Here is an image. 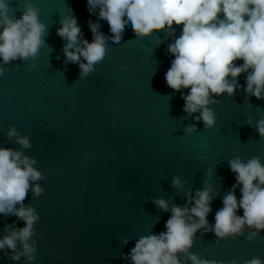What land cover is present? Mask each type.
I'll list each match as a JSON object with an SVG mask.
<instances>
[{
  "label": "water",
  "instance_id": "obj_1",
  "mask_svg": "<svg viewBox=\"0 0 264 264\" xmlns=\"http://www.w3.org/2000/svg\"><path fill=\"white\" fill-rule=\"evenodd\" d=\"M31 3L48 35L34 58L3 66L0 146L19 147L5 135L14 126L28 136L31 147L24 154L35 159L34 167L45 177L38 181L43 194L33 198L28 192L23 201L39 217L33 225L37 251L32 264H126L120 254L126 255L138 237L164 230L170 213L160 211L152 199L169 200L170 207L184 205V191L194 194L201 189L208 170V182L217 195L206 219L214 223L223 196L235 183L228 160L258 157L264 164V139L254 127L264 118V99L245 95L244 74L237 77L241 88L233 96L213 97L219 99L210 106L215 124L205 129L182 111L180 92L165 85L174 58L166 48L174 37L160 30L137 38L129 31L120 48L108 40L104 58L80 79L77 65L63 63L65 41L56 34L65 7L72 9L89 42L87 22L99 23L98 31L111 35L107 22L88 13L86 0ZM9 4V14L19 18L23 0ZM173 27L179 36L182 26ZM183 91L187 94L188 89ZM246 119L253 126L245 124ZM193 123L197 131L185 133ZM173 176L187 181L183 190L171 186ZM235 195L239 200V187ZM14 221L23 227L14 215H0V235L4 225ZM202 231L195 233L189 249L199 258L225 264L232 259L238 264L264 259V230L250 238L245 229L244 236L218 243L213 233L201 235ZM125 237L128 243L121 246ZM0 264H25V259L13 262L0 251Z\"/></svg>",
  "mask_w": 264,
  "mask_h": 264
},
{
  "label": "clouds",
  "instance_id": "obj_2",
  "mask_svg": "<svg viewBox=\"0 0 264 264\" xmlns=\"http://www.w3.org/2000/svg\"><path fill=\"white\" fill-rule=\"evenodd\" d=\"M86 10L106 21L111 35L98 31L100 24L89 20L92 40L84 39L72 9L67 6L56 29L65 41L61 49L63 63L77 65L80 79L94 71V65L104 58L106 41L111 40L120 48L126 32L145 38L164 30L167 36L174 37L166 48V53L174 58L165 73V85L180 92L182 111L187 117L202 122L205 129L212 128L216 117L210 106L219 102L213 97L222 93L231 97L239 91L240 74H244L245 95L264 99V0H86ZM9 13V0H0V75L3 66L10 62L23 63L34 58L48 35L47 26L39 20L31 0H23L19 18ZM174 24L182 26L179 36H175ZM153 37L159 45L160 40ZM237 60L242 63L235 64ZM184 89H188L187 94ZM245 124L253 126L249 119ZM254 127L264 139V118L258 119ZM184 131L196 132L195 123ZM5 135L14 138L19 147L0 146V215H14L23 221V227H16L15 221L4 225L0 251L13 262L23 257L25 264H32L37 251L32 239L33 225L39 217L23 201L28 192L33 198L43 194L38 181L45 177L34 167L35 159L24 154L23 150L31 147L28 136L11 125ZM228 167L235 183L223 196L214 223L209 224L206 219L211 211L210 202L217 195L208 182V170L201 189L194 194L184 191V205L170 207L169 200L153 198L155 207L170 213L164 230L138 237L134 247L126 255L121 253L120 258L126 264H225L223 260L199 258L189 251L198 230L203 229L201 235L213 233L214 243L244 236L245 229L250 230V238L264 230V164L258 157L245 162L234 156L228 160ZM186 183L177 176L171 179V186L178 192ZM237 187L239 200L235 195ZM238 210L242 215H237ZM127 243L125 237L121 246ZM177 254L185 259H179ZM227 264L238 262L232 259ZM244 264H264V259L253 257Z\"/></svg>",
  "mask_w": 264,
  "mask_h": 264
}]
</instances>
